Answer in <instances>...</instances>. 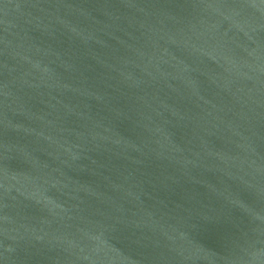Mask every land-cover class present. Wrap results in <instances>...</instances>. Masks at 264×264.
Returning a JSON list of instances; mask_svg holds the SVG:
<instances>
[{"label": "water", "instance_id": "1", "mask_svg": "<svg viewBox=\"0 0 264 264\" xmlns=\"http://www.w3.org/2000/svg\"><path fill=\"white\" fill-rule=\"evenodd\" d=\"M0 264H264V0H0Z\"/></svg>", "mask_w": 264, "mask_h": 264}]
</instances>
